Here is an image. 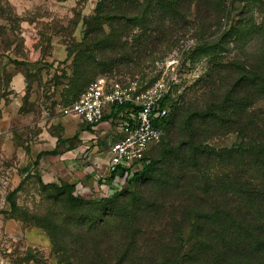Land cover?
<instances>
[{
  "label": "rangeland",
  "instance_id": "obj_1",
  "mask_svg": "<svg viewBox=\"0 0 264 264\" xmlns=\"http://www.w3.org/2000/svg\"><path fill=\"white\" fill-rule=\"evenodd\" d=\"M98 1L0 0V264H148L142 260L146 255L160 258L165 250L159 240L165 243L180 235L182 252L187 253L196 240L194 226L204 223L201 217H207L202 211L224 210L236 223L244 224L241 227L246 223L264 225V200L258 197L250 199L256 203H248L243 197L262 189L264 174L244 167L239 158L233 162L202 161V169L190 171L184 181L173 184L176 190H169V196L138 199L174 146L170 127H166L163 142L148 153L151 161L157 162L155 171L129 187L125 182L114 183L122 192L114 198L116 191L107 182L108 175L102 177L104 172L97 171L92 163L97 155L109 156V145L118 138L111 118L102 121L105 132L102 127L88 129L62 113L99 78L122 85L135 81L141 89L163 80L172 114L184 107L202 110L211 91L202 84L210 71L216 74L212 69H223L233 62L246 63L253 69V59L262 49L264 56V0H223L227 12L219 26L208 33L196 32V27L189 25L185 33H177L184 38L175 46L163 42L151 56L137 61L139 66L135 61L113 70L91 67L84 73L83 86L71 93L77 79L74 58L86 41L89 19L95 15ZM188 20L195 23L192 16ZM139 32L128 35L130 43L131 36ZM196 33L210 35L207 40L222 51L213 56L194 54ZM86 54L87 58L95 56L98 63L104 62L96 52ZM227 71L224 68L222 72L223 85L228 81ZM252 110H264V98L255 102ZM194 128L199 141L216 150L240 142L238 135L210 131L200 121ZM66 139L74 147L83 144L76 161L82 167L81 178L73 194L90 201L112 198L110 201L74 210L67 193L40 185L39 179L45 183L48 177L45 174V181L42 179L44 170L36 164V151L55 142L62 145ZM43 162L48 169L47 161ZM184 207L197 212L184 213ZM106 216L111 218L103 229L87 228ZM123 251L131 262L117 259Z\"/></svg>",
  "mask_w": 264,
  "mask_h": 264
},
{
  "label": "trees",
  "instance_id": "obj_2",
  "mask_svg": "<svg viewBox=\"0 0 264 264\" xmlns=\"http://www.w3.org/2000/svg\"><path fill=\"white\" fill-rule=\"evenodd\" d=\"M192 9H194L193 14ZM226 12L223 0H99L96 4L95 15L89 19L90 28L85 33V39L89 42L82 43L83 46L79 50L80 55L74 58V75L77 79L74 81L76 85L71 93L77 92L83 86L84 73L91 67L94 69L107 67L113 70L135 61L136 66H139L137 61L151 56L163 45V42L169 46H175L180 41L179 39L184 38L182 35L177 36V33L181 31L185 33L189 25H194L196 32L208 33L213 27L219 26ZM190 16L193 17L195 23L188 20ZM137 30L140 31L139 34L132 35L133 39L130 43L128 35ZM201 35L196 33L194 37L196 39L193 47L195 48L194 54L199 52L213 56L222 51L218 44H210L207 40L210 35ZM204 37L205 39H202ZM87 52H96V56H101L104 62L98 63L93 55L87 58ZM262 52L263 49L256 55L258 57L253 59L256 60V66L253 69L242 62L227 64L223 66V69H212L216 74L210 71L206 75L207 80L202 82V87H210L212 91V93L210 91L208 103L202 110H197V107H184L172 114L168 98L166 99L169 113L161 122L163 136L156 146L165 139L166 127H170L169 132L174 133V146L168 150L162 167L156 170V176L142 190L139 200L152 199V197L154 199L158 194L159 198L169 196V190L174 188L173 184L178 185L184 181L190 171L198 172L202 169V161L217 159L233 162L235 158H239L244 167L264 174V110H252L253 104L264 98V56ZM104 53H108L109 57H106ZM70 54L71 52H68V55ZM224 68H228L226 76L228 81L223 85ZM201 81L202 77L198 79L197 84ZM123 108L119 109L123 110ZM171 114L173 116L169 122ZM198 121L207 125L210 131L236 134L240 142L230 148L216 150L205 142L199 141L194 134V126ZM156 165L157 162L151 161L147 155L142 168L111 172L107 177V182L112 185L116 182H125L128 187L133 183L138 184L141 178L155 171ZM39 183L42 187L67 193V199L74 210L112 199L85 200L73 194L75 184H45L41 179ZM260 188L262 189L244 194V199L248 203H256L254 201L258 197L264 200L263 182ZM113 189L116 191L114 198L122 194L117 191L118 185H113ZM182 209L184 213L195 214L197 212L194 208L184 207ZM202 213L207 217H201L204 223L194 226L196 240L187 253L182 252L184 244L178 235L173 241L170 239L165 243L158 241L165 248L160 253V258L152 259L146 255L140 259L148 264H264V225L255 227L246 223L247 225L241 227L244 224L236 223L232 215L225 213L224 210L218 213L203 211ZM110 218L111 216H106V220L92 222L87 228L94 230L98 226L103 229ZM84 228L85 226L82 227ZM252 228L254 229L251 230ZM197 237L200 238L198 243L196 242ZM124 253L123 251L118 255L117 259L120 262H131L128 254ZM138 259L136 258V263Z\"/></svg>",
  "mask_w": 264,
  "mask_h": 264
},
{
  "label": "built area",
  "instance_id": "obj_3",
  "mask_svg": "<svg viewBox=\"0 0 264 264\" xmlns=\"http://www.w3.org/2000/svg\"><path fill=\"white\" fill-rule=\"evenodd\" d=\"M166 96L167 85L163 80L141 89L135 81L122 85L99 78L64 107L62 113L75 116L90 127L111 118L118 138L109 146V172L135 170L142 168L149 151L161 141V122L169 113Z\"/></svg>",
  "mask_w": 264,
  "mask_h": 264
},
{
  "label": "crops",
  "instance_id": "obj_4",
  "mask_svg": "<svg viewBox=\"0 0 264 264\" xmlns=\"http://www.w3.org/2000/svg\"><path fill=\"white\" fill-rule=\"evenodd\" d=\"M55 59V57L53 58ZM75 120V122H81V120L75 116H72ZM109 117H106L104 121H108ZM86 125V124H85ZM114 125V124H113ZM88 126V125H86ZM102 127V123L98 125L96 128ZM103 126L101 129L105 130ZM91 127H89L90 129ZM84 133V132H83ZM77 135V134H76ZM69 139H66L65 142L60 145L59 143L57 144L52 143L49 145L47 148H39L36 151V156L38 157V163H40V167H42V179H44V175H47V180L45 183H56L60 181H65L68 184H75L76 182L81 178L80 173H81V168L78 165H76V161L80 158V149L83 147V144L78 143V146L75 145L71 146ZM81 141V139H80ZM70 144V145H69ZM81 145V146H80ZM110 146V145H109ZM86 150V148H83ZM83 150V151H85ZM37 159V158H36ZM44 160L47 161V168H45V163L43 162ZM37 163V164H38ZM93 165L95 166V169L99 172H104V176L106 177L107 175L109 176V156H99L93 157ZM72 166H74L72 170ZM74 174L73 178L71 179V174ZM104 181V180H102Z\"/></svg>",
  "mask_w": 264,
  "mask_h": 264
}]
</instances>
